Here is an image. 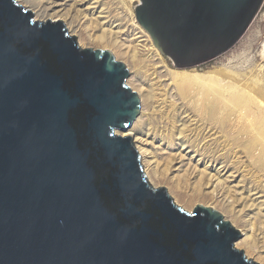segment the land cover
<instances>
[{"label": "water", "instance_id": "obj_1", "mask_svg": "<svg viewBox=\"0 0 264 264\" xmlns=\"http://www.w3.org/2000/svg\"><path fill=\"white\" fill-rule=\"evenodd\" d=\"M262 0H139L176 67L231 47ZM108 50L0 0V264H258L222 215L149 184L126 130L139 99Z\"/></svg>", "mask_w": 264, "mask_h": 264}, {"label": "rangeland", "instance_id": "obj_2", "mask_svg": "<svg viewBox=\"0 0 264 264\" xmlns=\"http://www.w3.org/2000/svg\"><path fill=\"white\" fill-rule=\"evenodd\" d=\"M34 1H40L39 9H45V12H48L46 13V17H49L47 20L62 21L69 35L72 36H74L73 30H70L72 28L68 20L66 17H60V13L69 10L71 3L73 4V2L77 1L76 8L83 9L84 11L75 14L76 16L74 15L71 24L78 29L76 35L79 33V37L74 36L75 41L79 45L78 39H81L84 45L83 47L79 45L81 48L110 51L115 60L122 62L128 70L125 84L136 92L133 85L128 82L130 79H134L136 83H141L150 91V99H147V103L143 102V104L140 95L137 96V98L139 97L137 116L142 115V113L147 116L146 127L152 133L164 137L165 146L169 145V149L176 150V147L180 143H183L180 147L186 148L185 151L188 150L189 152L197 150L198 155H196L195 159L200 158L199 156L202 155L205 161L209 160L208 158L212 154H219L225 157V161H228L227 163L230 166L228 172L232 169L234 170V168L239 169L238 173L234 172V175L236 179L240 176L239 174L243 175L244 181L241 183L243 188L252 189L256 183L264 185V134L260 131L261 124L256 123L251 117L249 118L250 120L238 121L235 120L234 116H231L230 121L228 117V121L225 124H223L222 119L225 118L227 110L230 111L232 108L243 106L248 102L249 105H254L259 99L257 90H259V87L264 90V0H262L257 12L244 32L231 47L209 60L188 67H176L170 59L162 55L153 45L149 34L135 19V3L126 0H96V3L91 4L93 0H82V5H78L81 4L79 0H52L54 3L51 5V1L49 0ZM46 2L48 3L46 4ZM55 2L57 4H64L55 7ZM18 3L25 6L21 0H18ZM127 6L131 8L128 9ZM60 9L61 11L58 12ZM33 16L36 21H42L39 20L40 16L37 18L34 14ZM138 28H141L149 36L151 46L142 48L135 43L134 37L136 36L135 33L139 30ZM102 29L109 34L112 42L96 39ZM149 48L156 50L159 61H163H161L162 67L166 72L168 71L169 75H197L207 85H211L216 81L220 82L224 87L229 86L230 90L222 91L217 98L216 120H219L218 124L212 125L213 123L207 119L206 110L208 104L215 99L212 96L201 99L195 104L192 102L188 105L194 114L186 107L187 105L183 104L180 107L179 105L182 104L180 101H167L165 87L157 86L155 82L154 64L149 53ZM195 89H197L196 84H188L186 87L187 95H191ZM235 93L237 94L235 95ZM179 108L187 111L185 113L181 112V115H179L177 113V109ZM180 118L182 119L181 121H179ZM192 118H194L193 121L191 120ZM131 124L128 128L131 127ZM215 127L216 129H214ZM115 131L121 132L122 130L117 129ZM157 144L158 142H156ZM168 152L167 150L162 152L160 150L158 153L160 169H163V177L165 179L157 186L152 185L147 180L149 184L155 188L165 187L173 202L189 212H193L197 204L204 207L207 203L206 205H209L207 207H212V209L219 212L222 215V219L229 221L232 227L237 230V225L232 221L231 216L225 213V207L223 206L224 197L234 196L239 191L237 189L234 191L235 193L233 192L234 188L232 186L234 183H224L219 188V190L222 189L220 190L223 194L222 198H216V195L212 194L211 187H207L205 184L204 177H201V174L195 171L193 165L195 164V160L193 164L190 162L184 165L182 167L184 170L172 171L174 167L170 168L167 162ZM201 167L203 166L199 165V168ZM225 185L230 186L229 189ZM259 194L262 196L259 200L264 198V192H260ZM217 195L219 196L220 194ZM184 203H193L194 207L189 210ZM255 211L247 209L244 211V213L248 214L247 220H251L250 222L253 223L254 228L260 225L261 221L259 220L264 219L261 215L258 217L257 212L256 214L252 213ZM237 231L240 234L237 240H240L244 236L241 231ZM241 249L247 258L255 261L254 257H248L245 254V248H239L238 250Z\"/></svg>", "mask_w": 264, "mask_h": 264}, {"label": "bare ground", "instance_id": "obj_3", "mask_svg": "<svg viewBox=\"0 0 264 264\" xmlns=\"http://www.w3.org/2000/svg\"><path fill=\"white\" fill-rule=\"evenodd\" d=\"M21 1L25 4V6H27V7L25 6L24 7L31 10L33 14L36 16V18L40 16L39 20L45 21L49 18V17H46V13L48 12H45V9H39L40 1L38 2H35L34 0H21ZM49 1H51V3ZM49 1L48 2L51 5L54 3L52 0H49ZM80 1H81V4H78V5H82L83 1L79 0V2ZM16 2L18 3V0H16ZM48 2H46V4ZM96 2H97L96 0H93L91 1V4H94ZM63 4L64 3H59V4L56 3L55 7L62 6ZM76 5H77V1L73 2V4L71 3L69 10H66V12L60 13V17L61 16L63 18L66 17V19L68 20V23L72 28L70 30H73L72 33L74 36L76 35V32L78 31V29L75 26L71 25L73 22L74 15L77 13L79 14L82 11H84L83 9L76 8ZM127 8L129 9L131 7L127 6ZM60 11L61 9L58 12ZM83 14L85 15V13ZM78 34L76 36H78ZM135 34L136 36L134 38H135V43L137 45H140L142 48L151 46V43H150L151 40H149V36L141 28ZM110 38L111 37L109 36V34H107V32L104 29H102L101 33L96 37V39H98L99 41H109V42L111 41L112 42ZM78 43L81 47L84 46L81 42V39H78ZM116 43L117 42L115 40V44ZM149 49H150L149 53H150V56L154 64L153 66L155 70V79H156L155 82L157 86H161L163 88L165 87L167 101L168 100L169 101L170 100L180 101L182 103L179 105L180 107H182L181 105L184 104V105H187L186 107H188L189 109L188 105H190L192 102H194L195 104L201 99H204L208 96H212L215 99L210 104H208V107L206 110L207 119L213 123L212 125L218 124L219 120H216L217 98L219 97L222 91L230 90L229 86L224 87L223 85H221L220 82H216V81L211 85H207L205 84L203 79H201V77L197 75H189V74L169 75L167 73L168 71L166 72L165 69L162 67L161 65L162 60L159 61L156 50L151 49V48ZM152 76L154 77V75ZM128 82L131 85H133V88L136 90V92L133 90L132 91L137 96L140 95V97L142 98L141 100L142 103L143 102L147 103V99H150V91L147 90L141 83H136L134 79H130ZM188 84H196L197 86V89H195L194 92L191 93V95H187L186 93V87ZM262 89L263 88L260 89L259 87V90H257L256 88L259 99L254 105L251 106L249 105V102H248L247 104H244L243 106L232 108L230 111L227 110L225 114V118H222L223 124H225L228 121V117L230 121L231 116H234L235 120H238V121L245 120V119L250 120L249 118L251 117L256 123L261 124L260 131L262 134H264V90ZM236 94L237 93H235V95ZM184 110H182V108H179L177 109V113L181 115V112L185 113L187 111V110L186 111ZM189 110L190 112L194 114L193 110L191 109ZM181 118L179 121L182 120ZM191 120L193 121L194 118H192ZM146 125H147V116H145L142 113V115L134 118L130 128L123 130L121 132L115 131V134H120L122 137H124V135H128L132 138L133 146L140 157V160H141L140 163L143 167V172L146 175L147 180L154 186H157L163 182L165 177H163L164 176L163 169H160V161H159L158 153L160 150L161 152L164 150H167L169 151L167 153L168 165L170 166V168L174 167L172 171L173 170L180 171L183 169L182 167L184 165H187V163H190V162H192L191 164H193V161L195 160V164H193L195 171L199 172L198 174H201L200 175L201 177H204L205 184L207 185V187H211L212 194L213 195L215 194L216 198H222L223 194L220 191L222 189L219 190V188L222 187L224 183L227 184V183L233 182L234 183V185L232 186L234 188L233 192L237 189L239 191H237L236 193L234 192L235 193L234 196L224 197L223 199L225 200H223L224 202L223 206L225 207L224 208L225 213L231 216L232 221L238 227L237 230L241 231L242 235L244 236L242 239L237 240L234 243V247L238 249L245 248L244 251L248 257L252 256L254 257L256 262H258L259 264H264V219L259 220L261 221L260 225L254 228L253 223L250 222L251 220L248 221L246 218L248 214L244 213L245 209L249 211L256 210L255 212H252V213L256 214L257 212L258 217H260L261 215L264 218V198L259 200L262 197L259 193L264 192V185L256 183L254 184V188L252 189H246V187L243 188L241 184L244 181L243 175L239 174L240 176L238 177V179H236L234 172L238 173V170H239L238 168L236 169L234 168V170L232 169L231 171L228 172L229 170L228 168H230V166L227 163L228 161H225V157H222L219 154L217 155L216 153H214L211 155L210 158H208L209 160H206V161L205 159H203L202 155L199 156L200 158L195 159L196 155H198L197 154L198 151L197 150H194V151L191 150V152H189L188 150L185 151L186 148L180 147V145H182L183 143H180L176 147V150L169 149V145L165 146V143H164L165 138L160 137L156 135L155 133H152L146 127ZM214 129H216V127ZM156 142H158L157 145H156ZM199 165H202L203 167L199 168ZM226 187L227 189H229L230 186L227 185ZM217 194H220V195L218 196ZM206 204L204 205V207L209 206ZM184 205L189 210H191L194 207L193 203H184Z\"/></svg>", "mask_w": 264, "mask_h": 264}, {"label": "built area", "instance_id": "obj_4", "mask_svg": "<svg viewBox=\"0 0 264 264\" xmlns=\"http://www.w3.org/2000/svg\"><path fill=\"white\" fill-rule=\"evenodd\" d=\"M126 1H130L131 3H135L136 6L139 4V0H126Z\"/></svg>", "mask_w": 264, "mask_h": 264}]
</instances>
